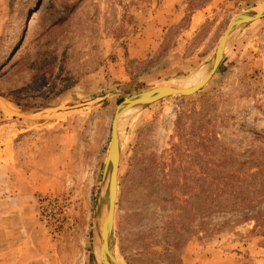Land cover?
Segmentation results:
<instances>
[{
  "label": "rangeland",
  "instance_id": "obj_1",
  "mask_svg": "<svg viewBox=\"0 0 264 264\" xmlns=\"http://www.w3.org/2000/svg\"><path fill=\"white\" fill-rule=\"evenodd\" d=\"M263 7L0 0V264H96L116 107L188 82L233 17ZM113 243L118 264H264V19L199 92L124 124Z\"/></svg>",
  "mask_w": 264,
  "mask_h": 264
},
{
  "label": "water",
  "instance_id": "obj_2",
  "mask_svg": "<svg viewBox=\"0 0 264 264\" xmlns=\"http://www.w3.org/2000/svg\"><path fill=\"white\" fill-rule=\"evenodd\" d=\"M261 10V11H259ZM247 9L237 13L229 22L217 46L188 82L169 88H151L124 99L115 109L110 129L109 155L106 156L96 207L98 220L103 231L94 250L96 264H118L113 243L115 207L118 192V170L120 160V126L128 119L152 104L171 97H190L199 92L213 77L228 49L230 41L250 24L264 19V9ZM131 101L125 111L121 108ZM128 110V111H127ZM127 112L128 117L123 115ZM114 144V150L111 146ZM108 146V147H109ZM112 168V170H111Z\"/></svg>",
  "mask_w": 264,
  "mask_h": 264
},
{
  "label": "bare ground",
  "instance_id": "obj_3",
  "mask_svg": "<svg viewBox=\"0 0 264 264\" xmlns=\"http://www.w3.org/2000/svg\"><path fill=\"white\" fill-rule=\"evenodd\" d=\"M264 9V7L262 8V10ZM259 11H261V10H259ZM36 11H33V12H31V14L29 15V17L26 19V21L27 20H29V22L28 23H26V25L27 24H31V23H33L34 22V20L36 19ZM169 87H172V86H164V87H160V88H169ZM130 103H131V101H128V102H126V104H124L123 106H122V108H121V110L122 111H125V109H126V107H128L129 105H130ZM128 105V106H127ZM128 111V110H127ZM125 113V112H124ZM131 114V113H130ZM130 114H127V112L123 115L124 117H128ZM122 132H123V127H122V125L120 126V135L122 134ZM111 149H113L114 150V144L111 146ZM109 150H110V146L108 147V150H107V154H106V156L107 155H109ZM111 170H112V168H111ZM103 227H104V224H103V226H102V230H100L101 229V227H100V222H99V220H98V229H99V236H101V233H102V231H103Z\"/></svg>",
  "mask_w": 264,
  "mask_h": 264
}]
</instances>
